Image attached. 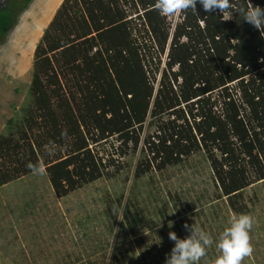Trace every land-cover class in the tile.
Segmentation results:
<instances>
[{
    "label": "trees",
    "instance_id": "obj_1",
    "mask_svg": "<svg viewBox=\"0 0 264 264\" xmlns=\"http://www.w3.org/2000/svg\"><path fill=\"white\" fill-rule=\"evenodd\" d=\"M32 2L0 9V39ZM155 5L63 0L35 51L25 115L15 135L0 136V187L45 168L64 198L117 169L120 162L98 147L112 138L120 157L129 145L135 151L150 116L155 132L144 140L137 179L203 154L217 198L244 212L243 191L264 180V31L239 10L264 0H233L229 20L197 4L175 27ZM141 215L125 208L120 228L134 232ZM107 217L117 223L113 212ZM134 246L125 254L135 255Z\"/></svg>",
    "mask_w": 264,
    "mask_h": 264
},
{
    "label": "rangeland",
    "instance_id": "obj_2",
    "mask_svg": "<svg viewBox=\"0 0 264 264\" xmlns=\"http://www.w3.org/2000/svg\"><path fill=\"white\" fill-rule=\"evenodd\" d=\"M62 2L34 0L0 39V136L15 135L13 127L25 115L35 51ZM9 4L10 0H0V9ZM169 18L173 27L180 21L179 13ZM167 53L168 49L161 56L156 90ZM152 123L149 116L138 148L134 151L129 145L124 156L115 151V139L98 147L101 156L111 155L119 167L64 198L56 197L45 168L0 187V264H122L123 256V264H165L175 243L169 233L180 239L190 234L181 220L212 236L214 243L200 264H215L220 256L215 242L240 214L232 212L225 198H217L220 194L203 154L137 179L144 140L155 132ZM241 197L246 206L242 214L254 219V252L242 264H264V180L247 187ZM127 207L144 218L134 232L120 228ZM108 211L117 216L116 224ZM131 242L137 251L126 255L123 247Z\"/></svg>",
    "mask_w": 264,
    "mask_h": 264
},
{
    "label": "clouds",
    "instance_id": "obj_3",
    "mask_svg": "<svg viewBox=\"0 0 264 264\" xmlns=\"http://www.w3.org/2000/svg\"><path fill=\"white\" fill-rule=\"evenodd\" d=\"M202 6L208 13L226 14L225 20L232 19L233 0H156V9L165 17L186 12L189 9L196 11V5ZM243 21L258 30L264 31V7H244L239 10ZM254 219L249 214L233 216L231 224L219 236L216 246L220 256L215 264H242L245 257H250L254 248L251 244L250 231ZM190 234L180 239L175 232L169 233V238L174 241V247L166 257L165 264H200L207 254V249L213 245L212 236L205 231L184 225Z\"/></svg>",
    "mask_w": 264,
    "mask_h": 264
}]
</instances>
